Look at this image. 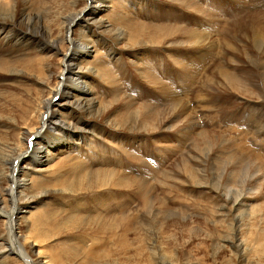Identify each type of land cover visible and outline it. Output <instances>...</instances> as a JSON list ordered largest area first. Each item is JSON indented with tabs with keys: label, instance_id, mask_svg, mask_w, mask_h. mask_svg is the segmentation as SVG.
Masks as SVG:
<instances>
[{
	"label": "rangeland",
	"instance_id": "obj_1",
	"mask_svg": "<svg viewBox=\"0 0 264 264\" xmlns=\"http://www.w3.org/2000/svg\"><path fill=\"white\" fill-rule=\"evenodd\" d=\"M106 1L101 14L111 28L101 33L109 44L82 25L68 30L85 0H0V25L14 30L32 17V31L60 50L47 55L26 42L14 57L27 60L28 70L0 72V157L26 142L19 131L27 116L36 126L69 38L91 37L103 64L89 79L96 108L68 110L72 126L87 124L85 133L32 177L36 196H47H32L39 202L27 210L64 220L57 229L51 222L45 255L77 247L79 261L96 250L93 264H246L264 245V0ZM77 170L82 179L95 172L94 182H77ZM11 194L9 212L2 210L8 215ZM238 197L245 199L238 214L248 212L242 223L228 210ZM19 230L31 228L22 222ZM233 236L248 253L229 246ZM21 243L25 256L39 258L38 246Z\"/></svg>",
	"mask_w": 264,
	"mask_h": 264
},
{
	"label": "bare ground",
	"instance_id": "obj_2",
	"mask_svg": "<svg viewBox=\"0 0 264 264\" xmlns=\"http://www.w3.org/2000/svg\"><path fill=\"white\" fill-rule=\"evenodd\" d=\"M106 2H107L106 0L100 1V2L98 0H85L84 7L80 9L75 21H73V24L71 25V27L68 28V30L71 31V33H73L74 30L72 28L76 26L78 28H81L80 25H82L85 31H87L88 33L89 31H91L94 34H98L100 38H103L105 41L103 39L101 40L109 44L111 42L110 39L105 38V35L101 33V31L110 30L111 28L110 23L107 20H105L102 15L103 12H105L106 9L108 10L111 5V2L109 6L107 5ZM29 18L31 19V21L28 20L26 23H24L23 27H20L14 30L9 29L10 26L8 23L4 25H0V41H3L5 45L7 46V48L4 49L3 44H0L1 46L0 47V72L3 74L14 73L16 76L20 77L22 76V74H24V70H28V68L30 67V63L27 60H24L23 58L14 57L15 52L18 53V50L24 48V44L26 47V42L28 44H31L33 48L36 47L38 51H40L41 53L43 52V53H46L47 55L52 53L51 55L53 56L54 52H55L54 55H58V53L60 52V50H58V46L56 45L57 43L55 42L56 43L55 44V43L50 42V40L48 41L47 35L42 34V32L36 33L32 31L33 30L32 27L34 25L32 23L33 18L32 17H29ZM14 20H15L14 17L10 18L11 22H14ZM132 24H135V23L132 22ZM139 26L136 28L140 29ZM114 31L116 32V34L120 35L116 31L115 28H114ZM65 34H66V31H65ZM86 35H83V36L79 35V37H77L76 35V38H75V34H74L73 38L71 39L69 38V41H70L69 43H71L70 49L66 53L62 54L63 58L61 57L62 59L60 58L59 60L58 66L61 72L59 73L57 77L55 87L50 91V94H49L50 97L47 99L46 103L44 104V107L42 109H39L38 121L35 116L33 123H35L36 126L32 128V121H31L32 117L30 118V116H27L23 124L26 128L22 130L23 132L19 131L22 138L26 140L24 145L21 146V149L18 147L10 148L9 151L11 150L12 152L10 157L7 156L9 152L6 155L0 157V162H2L1 166L7 172L5 176V181H4L6 184H4V182L3 183L0 182V192L3 191L4 186H5L4 193L0 195V264H23V263L25 264H68V263L69 264H93L94 263L91 259L92 257L94 258L96 257L94 256L96 250H94V252H91V254L89 252L86 254V256L84 255V260L82 261L78 260V254L80 251H78L77 247H75V249L68 248L67 249L68 252H64L60 255H51V254L45 255V252L47 253V251L50 250V248L42 246V244L44 243L43 239L49 233V227L51 226V222L53 223L54 218L51 219L44 215L40 217H33L31 215V212L27 210V208L30 207L31 205H34L37 202H39L38 201L39 198L43 196H47L45 192L39 193L36 196L35 188L33 185L34 181L32 180L33 175L35 173H39L43 175L47 171L52 169L53 166H55V164L51 165L52 162L56 161L58 156H61L60 154H63L67 150L68 152L72 150L73 147H72V144L70 143V140H75L77 137L81 138L82 137L81 135L85 133L84 130L87 124H84L83 128L72 126V124L69 122L70 120L68 118V110L71 112L78 111L84 114V112H89L92 108L97 106L98 101H96V99L93 96L94 92L90 87L89 79H90L92 70L94 73L96 72V68H95L96 63H98L100 66H102L103 64H101L102 62L100 63L98 60L97 51H92L93 48H95L96 44H93L94 41L92 42L91 40L92 38L91 37L89 38V36H86ZM140 36H141L140 32H138L136 34H133L132 37H129V38L130 40H133L134 38H137ZM80 40H82L83 42H80ZM119 40H122V37L119 38ZM108 51L109 50H107L106 52L108 53ZM91 53H96V55L92 57ZM7 55H10L8 56L9 58L4 59L3 56H7ZM107 55H111V54L109 53ZM64 63L66 66L62 67L61 64H64ZM55 96H58L59 98L58 100L54 102L53 98ZM44 117H46V119H44ZM86 120L87 122L85 123H89L88 119ZM0 121H1V116H0ZM66 126L69 127L70 129L68 130ZM33 135H36L37 141L36 142L32 141L33 146L31 149H29V147L27 146V141ZM65 135H66V138H65ZM53 141H55V143ZM57 141H59L58 144L56 143ZM57 148L59 149L58 154L56 155L57 157L56 158L53 157L51 160L49 158L50 157L49 150H54ZM14 149H18V151H15ZM16 158L17 160L15 161ZM15 162H16V165H15ZM58 165H61V163L59 162ZM57 168H60V167H57ZM75 173H77L76 174L77 182H80V183L81 182H85V183L91 182L95 178L94 176L95 172H88L86 174L85 179H82L83 176L80 171L77 170ZM98 175L104 176V173L100 172L98 173ZM9 177H10V180H9ZM93 182L94 181H92L91 183ZM10 184H11V188H10ZM11 189L14 193L11 191ZM26 191L29 193L28 199H26ZM11 192L12 194H14L15 200L13 201L14 202L13 207L18 216V217L17 216L14 217L15 220L17 219L16 220L17 223H13L14 224L13 229L15 227L14 233H11V232L8 233V225L10 221L13 222L12 221L13 216H10V215L14 214V209L11 210L9 215L4 214L2 212V210L7 212L10 209L8 197L10 196ZM8 193H9V196L7 197ZM32 196L35 198L36 197H39V198L37 199V201H34V198L30 199ZM21 199L23 200L20 201ZM244 200H245L244 198L238 197L234 199L233 203L232 201H228L229 203L232 204L231 206H229L230 207L229 209H228V206H225V208H227L230 212H232V214L233 213L236 214L234 215V217L236 219V222H239V223L240 222L242 223V221L244 220L245 217H247V214H248V212L246 211H243V212L241 211L242 213L240 215L238 214L239 210H241L244 207L243 205ZM229 203H226V204H229ZM56 220L57 222L53 223L54 226H56V229L58 226L59 227L64 226V220H58V219ZM22 222H25V224H28V226L30 225V228H31V230H29L30 232L26 235H24L23 232L19 230L20 225H22ZM239 223L235 224L237 226V229H238ZM51 228L54 231V228L53 227ZM100 228L101 227H99V229ZM70 229H73V228L70 227ZM230 240L231 241H229V244H230L229 246H231L232 248L234 247L236 249V252L240 251L241 249L243 250V253L245 254L248 253L246 252V250L248 249L247 248L248 246H246V244H245L244 249H242L241 248L242 243L239 244L236 237L233 236L232 239L230 237ZM22 241H24L25 247L32 246L31 244L32 242H33L34 247L38 246L37 249H38L39 258L31 259L30 257L25 256V251L23 247L21 248ZM98 246L99 244L97 243L95 247H98ZM257 248H260L261 250ZM257 248H256V250H258L257 255L251 256L253 257L251 261H248L250 260V258L247 259V262L245 261L246 264H261V260L264 259L263 242L262 244H260V247H257ZM244 255H239L238 258L246 260L245 259L246 256L244 257Z\"/></svg>",
	"mask_w": 264,
	"mask_h": 264
}]
</instances>
